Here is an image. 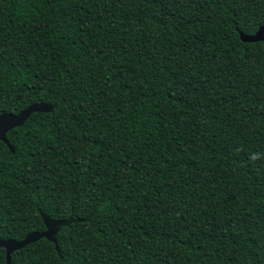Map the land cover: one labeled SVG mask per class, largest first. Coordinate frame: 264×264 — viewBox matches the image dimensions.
<instances>
[{
	"label": "trees",
	"instance_id": "trees-1",
	"mask_svg": "<svg viewBox=\"0 0 264 264\" xmlns=\"http://www.w3.org/2000/svg\"><path fill=\"white\" fill-rule=\"evenodd\" d=\"M264 0H0V239L12 264H264ZM0 264H7L0 247Z\"/></svg>",
	"mask_w": 264,
	"mask_h": 264
},
{
	"label": "water",
	"instance_id": "water-1",
	"mask_svg": "<svg viewBox=\"0 0 264 264\" xmlns=\"http://www.w3.org/2000/svg\"><path fill=\"white\" fill-rule=\"evenodd\" d=\"M240 37L245 42L264 41V24L258 29V31L255 34L247 35L244 34L243 32H240ZM53 107L54 106L51 103H35L16 114L15 113L0 114V140L7 143L12 148L7 138L8 132L16 127L22 126L34 112H49L53 109ZM43 217H44V222L47 225L46 231L32 232L22 240H16L13 238L0 239V247L6 249L7 264H12L11 257L13 252L22 249L25 246L40 240L41 238H47L53 241L54 243H57L56 234L60 228L57 229L56 231H51L49 224L50 222H55V223H62V225H64L67 222L55 221L46 215H43Z\"/></svg>",
	"mask_w": 264,
	"mask_h": 264
},
{
	"label": "rangeland",
	"instance_id": "rangeland-1",
	"mask_svg": "<svg viewBox=\"0 0 264 264\" xmlns=\"http://www.w3.org/2000/svg\"><path fill=\"white\" fill-rule=\"evenodd\" d=\"M51 231H56L62 226V223L50 222L49 224Z\"/></svg>",
	"mask_w": 264,
	"mask_h": 264
}]
</instances>
